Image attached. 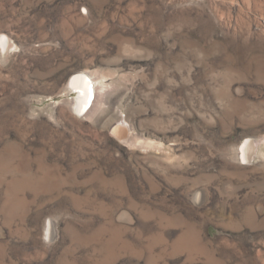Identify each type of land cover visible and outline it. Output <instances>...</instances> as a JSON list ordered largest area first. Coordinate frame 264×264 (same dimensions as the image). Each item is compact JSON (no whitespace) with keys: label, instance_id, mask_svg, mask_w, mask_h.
<instances>
[{"label":"rangeland","instance_id":"obj_1","mask_svg":"<svg viewBox=\"0 0 264 264\" xmlns=\"http://www.w3.org/2000/svg\"><path fill=\"white\" fill-rule=\"evenodd\" d=\"M1 36L0 264H264V0H0Z\"/></svg>","mask_w":264,"mask_h":264},{"label":"bare ground","instance_id":"obj_2","mask_svg":"<svg viewBox=\"0 0 264 264\" xmlns=\"http://www.w3.org/2000/svg\"><path fill=\"white\" fill-rule=\"evenodd\" d=\"M0 41L1 46L5 48L8 44L6 38L1 36ZM99 83L100 82H97L95 78L91 77L90 75H86L85 73H76L70 77L66 84V89L69 92H73L75 94L73 100V107L75 110L83 113L84 115H87L91 112L96 104L97 99L101 98L100 96L102 95L101 93L104 85ZM114 130L119 134H123L124 131L120 125H117ZM248 143L249 142L246 141L241 148L243 159L247 158L246 147ZM49 230V228L46 229L47 235L50 234Z\"/></svg>","mask_w":264,"mask_h":264}]
</instances>
